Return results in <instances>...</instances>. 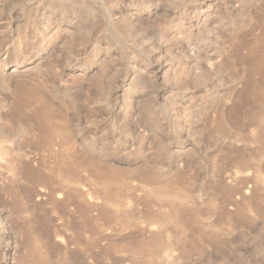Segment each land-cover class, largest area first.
Instances as JSON below:
<instances>
[{
    "label": "rangeland",
    "instance_id": "rangeland-1",
    "mask_svg": "<svg viewBox=\"0 0 264 264\" xmlns=\"http://www.w3.org/2000/svg\"><path fill=\"white\" fill-rule=\"evenodd\" d=\"M0 264H264V0H0Z\"/></svg>",
    "mask_w": 264,
    "mask_h": 264
},
{
    "label": "bare ground",
    "instance_id": "bare-ground-1",
    "mask_svg": "<svg viewBox=\"0 0 264 264\" xmlns=\"http://www.w3.org/2000/svg\"><path fill=\"white\" fill-rule=\"evenodd\" d=\"M155 192L158 193V194H164L165 188H163L161 186H158V187H156Z\"/></svg>",
    "mask_w": 264,
    "mask_h": 264
}]
</instances>
